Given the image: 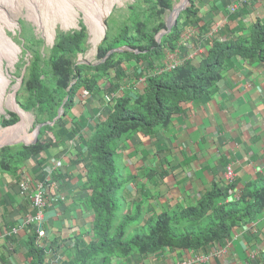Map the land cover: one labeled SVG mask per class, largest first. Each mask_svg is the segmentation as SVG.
<instances>
[{
  "label": "trees",
  "instance_id": "1",
  "mask_svg": "<svg viewBox=\"0 0 264 264\" xmlns=\"http://www.w3.org/2000/svg\"><path fill=\"white\" fill-rule=\"evenodd\" d=\"M202 1L191 0L171 32L159 42L157 35L167 28L163 15L173 8V0H135L130 5L132 24L123 26L114 40L106 33L98 46L97 64L79 63V55L88 50L85 25L80 30L58 32L48 52L33 46L41 42L35 35L24 36L32 43L28 44L32 58L18 97L20 106L34 112L37 125L54 120L67 98L65 113L54 125L42 127L36 143L1 148L0 173L16 174L22 163L50 146L46 134L59 136L61 122L74 107L79 92L115 93L117 98L83 140L87 151L79 153L76 160L86 169L84 187L91 192L87 197V205L94 211L91 239L77 238L74 251L59 239L49 240L48 247H44L38 243L37 231L31 230L25 242V264H47L49 256L63 247L69 258L58 264H113L115 258L127 260L136 253L146 255L167 247L198 249L227 239L233 227L252 222L264 209V177L249 183L238 199L229 200L236 182L224 189L215 184L197 205L149 217L140 202H129L123 196L124 189L134 181V176L125 174L120 164L126 141L133 133L155 135L167 127L184 103L212 92L222 73L232 66L234 57L252 63L264 61V20L259 19L250 27L249 36L241 24L230 32L232 37L225 35L222 41H214L203 59L192 60L177 70L146 76L141 93L122 89V81L145 76L146 68H155L156 61L164 58L167 47L177 46L185 23L203 26L199 8ZM153 16L157 20L153 21ZM114 48L123 50L104 59ZM132 61L144 62V69L136 67L127 74ZM9 115L1 121L5 127L19 121L18 114ZM14 227L9 238L16 244L10 250L15 251L20 232L14 234ZM10 250L5 252L3 264L12 255Z\"/></svg>",
  "mask_w": 264,
  "mask_h": 264
},
{
  "label": "crops",
  "instance_id": "2",
  "mask_svg": "<svg viewBox=\"0 0 264 264\" xmlns=\"http://www.w3.org/2000/svg\"><path fill=\"white\" fill-rule=\"evenodd\" d=\"M237 1L203 0L200 17L207 27H196L206 34L219 26L224 38L232 37L230 32L242 24L249 36L252 24L264 20V0H249L232 12L231 4ZM144 86L138 88L143 91ZM106 94L79 92L69 117L61 122L59 136L46 134L50 146L22 163L16 174L0 173V264L5 252L16 245L9 238L12 227L22 226L18 245L10 250L12 255L5 264H25V242L35 230L31 224H23L36 210L20 193L21 180L32 183L31 191L35 182L45 181L54 195L65 196L60 201L49 198L43 227L50 241L64 240V246L74 251L77 238L91 239L94 211L87 205L91 192L84 187L86 169L76 160L87 151L83 140L110 110ZM183 107L157 134L138 131L126 141L120 164L134 181L123 196L129 202H140L146 217L197 205L215 184L224 189L236 182L229 200L238 199L249 183L264 177V61L252 63L234 57L210 94ZM229 167L234 171L232 181L227 177ZM65 247L49 256L47 264L69 258ZM187 260L193 264H264V209L252 222L233 227L227 239L206 247H167L146 255L136 253L127 260L115 258L113 264H182Z\"/></svg>",
  "mask_w": 264,
  "mask_h": 264
},
{
  "label": "rangeland",
  "instance_id": "3",
  "mask_svg": "<svg viewBox=\"0 0 264 264\" xmlns=\"http://www.w3.org/2000/svg\"><path fill=\"white\" fill-rule=\"evenodd\" d=\"M9 1L10 2H7L6 0H0V16L2 15V13H4V15L9 16L13 20L15 19L16 21L15 26H8L6 28V31L7 34L12 38L13 42H15V44L21 48V52L18 56L17 62L14 64L13 67L9 66L7 62H5L4 65L5 71L7 74L10 75L9 77L10 84L7 87V94L14 92L16 86L18 85V82L21 79L23 71L25 70V67L30 63V60L32 58V53L28 46V44H32V43L26 41L24 36L33 38L35 35L37 38L36 40H40L41 42L37 44H33V46L38 47L41 50V52H45V51L48 52V50L52 48V46L54 45L58 32L60 31L69 32V31L80 30L82 27L81 25H85L87 27V32H88V50L85 53L79 55V60H83V61L86 60L90 64H95L100 61L99 58L97 57L98 46L101 43V40L103 39L105 34L109 33V39L114 40L119 34V32L122 30L123 26H126L127 24L128 25L132 24V20H131L132 11L130 9V5L133 4L135 0H113V1L108 0V3L107 0H87V1L75 0L74 8L77 11L78 15L75 16L74 20H71L69 24L66 25L64 22L61 21V19H57L54 17V12L57 13V11H53L52 8L47 9V6H49L47 0H41V1L12 0V3L11 0ZM180 1L181 0H173V6L176 5L177 7ZM57 3L58 2L53 4V6L54 5L56 6ZM97 5L101 11L102 16L105 12L106 14L103 17L104 18L103 27L100 28L94 27V29H92V25L89 22L87 12L90 10V8ZM54 9L58 10V7L56 6ZM34 11L39 14V18L32 19L34 17L33 15L35 14L33 13ZM171 14H172V9L171 10L168 9L166 13L163 15L166 22L168 19L171 20L172 18ZM39 19L40 22H38ZM152 20L153 21L157 20V17L153 16ZM0 22H2L3 24V20L1 19V17H0ZM96 29L99 30L100 32L97 31ZM21 87L17 91V100L18 97L21 95ZM101 93L103 94V92ZM10 112H14V111L8 108L6 109L5 113L0 114V128L5 127L2 125L1 121L5 118H10L9 115ZM27 113H29V115L32 118V126L30 131H27L26 133L21 135L22 137L33 136V132L35 131L37 126L35 122L34 112L27 111ZM66 117H69V115ZM21 119L22 117L19 116L18 122H20ZM8 264H12V263L10 262Z\"/></svg>",
  "mask_w": 264,
  "mask_h": 264
},
{
  "label": "built area",
  "instance_id": "4",
  "mask_svg": "<svg viewBox=\"0 0 264 264\" xmlns=\"http://www.w3.org/2000/svg\"><path fill=\"white\" fill-rule=\"evenodd\" d=\"M249 2V0H238L231 4V11L236 12L239 9V6L244 3ZM220 27L212 28L208 33L203 34L199 31L196 25H185L180 39L177 42V46L167 47L165 50L164 58L156 61V67L153 69L146 68V74L143 77H139L135 81H129L128 79L122 81V89H131L135 91L133 93H141V90L138 88L139 84H144L146 76L153 75L161 72H169L177 70L180 67L186 65L188 60H201L206 56V49L210 47L214 41H222L224 38L220 35ZM207 41L208 44L205 42ZM144 62L134 61V64L127 69V74H130L134 71V68L141 67L144 69ZM138 91V92H137ZM140 91V92H139ZM88 93V92H87ZM105 100L108 104L114 105L117 98L115 93H107L105 95ZM227 177L229 181L234 179V171L232 168H228ZM20 193L23 197L29 198L33 209L36 210L35 214H28L26 219L23 221L25 225H32L35 227V231L39 234L38 243L44 247H48L49 243V233L47 229L43 227L45 222V210L49 204V198L53 201L64 200V195H54L51 192V188L47 185L45 181H37L34 183V189L31 191L30 187L32 183L29 180H21L19 183ZM22 226H16L12 229L14 234H17ZM51 251V249H50ZM182 264H193V261L187 260Z\"/></svg>",
  "mask_w": 264,
  "mask_h": 264
},
{
  "label": "bare ground",
  "instance_id": "5",
  "mask_svg": "<svg viewBox=\"0 0 264 264\" xmlns=\"http://www.w3.org/2000/svg\"><path fill=\"white\" fill-rule=\"evenodd\" d=\"M6 1L10 2L9 0H6ZM186 1L187 0H181L179 5L176 7V11L181 9L185 5ZM56 2H58L56 4V6L58 7V10L54 9L56 7L55 5L53 6V4H55ZM11 3H12V0H11ZM47 3L49 4V6H47V9L52 8L53 11H57V13L54 12V17L57 18V19H61V21L64 22L65 25L69 24V22L71 20H74L75 16L78 15L77 11L74 8L75 0H47ZM107 3H108V0H107ZM104 5H106V4H104ZM89 11L87 12V14H88L89 22L92 25V29H94V27H96V28L97 27H99V28L103 27V23H104V21H103L104 18L103 17L105 16L106 12L102 16L98 5L90 8ZM33 13H35V14L33 15L34 17L32 19L39 18V14L38 13H36L35 11ZM0 17L3 20V24H2V22H0V114L5 113L6 109L9 108L10 110L18 112L19 116L22 117L20 122L14 124L13 126L8 127V128H0V146H1L4 143H8L10 141H29V140L31 141L32 139L35 138V134L33 132V136H31V137H29L27 135H26L27 137H22L21 136L24 133H26L27 131H30L31 126H32V118L29 115V113H27V111L22 110L15 103V98H14L13 93L7 94V87L10 84V78H9L10 75L6 73L4 65H5V62H7V64L9 66L13 67L14 64L18 60V56H19V54L21 52V48L18 47L15 44V42H13L12 38L7 34V31H6V28L8 26H15V24H16L15 19L13 20L9 16L4 15V13H2V15ZM172 18L170 20V23L172 22ZM38 22H40V19L38 20ZM97 31H99V30H97ZM49 35H51V34H49ZM18 86H19V83H18V85L16 86L15 89H17Z\"/></svg>",
  "mask_w": 264,
  "mask_h": 264
},
{
  "label": "water",
  "instance_id": "6",
  "mask_svg": "<svg viewBox=\"0 0 264 264\" xmlns=\"http://www.w3.org/2000/svg\"><path fill=\"white\" fill-rule=\"evenodd\" d=\"M190 2H191V0H187L186 3H185V5H184L181 9H179L178 11H176V5L173 6V8H172V14H171V16L173 17V18H172V22L170 23V19H168L167 22H166V27H167V28H166V29H163V30L157 35V39H158L159 42L162 40L163 36H165L166 34H168V33L171 32L172 28L176 25L177 20H178L180 14L182 13V11H184L185 9H187V7L190 5ZM171 16H170V17H171ZM105 35H106V34H105ZM104 38H105V36L103 37V39H104ZM103 39L101 40V42L103 41ZM122 50H123V48H114V49H112V50L108 53V55H107L104 59H106V58H107L110 54H112L113 52H116V51H122ZM79 63H87V64H90V63H89L88 61H86V60H84V61H83V60H79ZM97 63H98V62H97ZM97 63H95V64H97ZM25 71H26V67H25V70L23 71V74H22V76H21L20 81L18 82V83H19L18 88L15 89L14 92H13V95H14V98H15V103H16V104H17L22 110H24V111H26V110L23 109V108L20 106V104L18 103V100H17V91H18V89L22 86L23 78H24V75H25ZM66 101H67V98L64 100L63 104H62L61 107L59 108L58 114H57V116L54 118V120H52V121H46V122L40 123V124H38V125L36 126V129H35V131H34V134H35V138H34V139H32L31 141H30V140H29V141H10V142H8V143H4L3 145H1V146H0V149L3 148V147H5V146H12V145H17V144H21V143H23V144H27V145H30V144L36 143L37 140H38V137H39V134H40V132H41L42 127L45 126V125H47V124L54 125L55 122L58 121V120L63 116V114L65 113L64 106H65ZM14 112H15V111H14ZM16 113L19 115L18 112H16ZM15 124H16V123H15ZM11 126H13V125L6 126V127H4V128L11 127Z\"/></svg>",
  "mask_w": 264,
  "mask_h": 264
}]
</instances>
